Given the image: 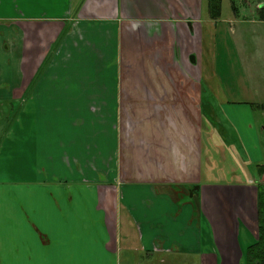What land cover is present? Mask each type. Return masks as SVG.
I'll use <instances>...</instances> for the list:
<instances>
[{"label": "crops", "instance_id": "0c3cea01", "mask_svg": "<svg viewBox=\"0 0 264 264\" xmlns=\"http://www.w3.org/2000/svg\"><path fill=\"white\" fill-rule=\"evenodd\" d=\"M234 1L0 0V151L29 129L36 178L0 182V264H245L264 88L230 99L225 42L244 68L264 0Z\"/></svg>", "mask_w": 264, "mask_h": 264}, {"label": "rangeland", "instance_id": "374dc122", "mask_svg": "<svg viewBox=\"0 0 264 264\" xmlns=\"http://www.w3.org/2000/svg\"><path fill=\"white\" fill-rule=\"evenodd\" d=\"M254 2L256 4L255 0ZM229 8L230 13H232V8L229 6V4H226L225 16L228 15ZM233 28L237 31V33L231 36L232 42L236 45V50L241 53L242 58L244 59V68L241 67V63L236 56L235 48L233 47L230 49L229 44L225 42V48L227 52L225 56V63L228 66L226 70L229 68V76L231 80L230 83H225V87L226 92H229L230 99L233 100L237 97L246 99L247 96H254L252 91L256 92L264 88V43L261 40L264 37V25H255L252 27L250 25H242L237 22ZM218 43L220 44V37L218 38ZM260 54H262V59H260ZM258 62H261V65L258 64L255 71V65ZM225 77H227V75H225ZM235 80H239L241 84L240 87L241 90H243L241 91L242 96H240L238 93H235L237 91L240 92V90L236 89V86L231 83L236 82ZM238 98L237 100H239ZM5 114H7V111H5ZM11 117L13 120L15 119L14 114ZM24 137L25 139H23L21 142L17 141L16 137L13 139L7 138L12 142H8L5 149L0 151V162L2 160H8L5 158L7 153H12L15 156L16 153H18L20 165L26 169V174H24V177L21 178V176L15 172V169L13 166H11V164L3 162L4 164L0 167V182L16 181L18 179L26 178L28 180H33L35 178V175L33 174L28 176L31 173V168L34 163V158L31 155L34 152V135L30 134L29 129H27V131L24 133ZM4 139L5 138L2 140ZM200 228V236L202 240L201 246L202 250L205 251V249H207V245H211L213 243V233L211 228H209V226H207L205 223L201 224ZM238 241L241 245L243 239L238 238ZM125 256L129 257V260L124 261L123 264H144L137 254H126Z\"/></svg>", "mask_w": 264, "mask_h": 264}, {"label": "trees", "instance_id": "16d2710c", "mask_svg": "<svg viewBox=\"0 0 264 264\" xmlns=\"http://www.w3.org/2000/svg\"><path fill=\"white\" fill-rule=\"evenodd\" d=\"M222 1L223 0H207V7L211 19L218 21L221 18ZM259 174L264 175V166L259 167ZM257 214H258V235H257V239H252L253 241L250 243V245L246 248L244 252L245 264H264V183L258 185ZM129 238L131 240L136 239L134 236V231H131V234H129ZM129 253L130 255L137 254L138 256L139 254H144L145 256L148 255V253L145 251H140V252L131 251ZM127 259L128 257L125 256V251H124L123 260H127Z\"/></svg>", "mask_w": 264, "mask_h": 264}, {"label": "flooded vegetation", "instance_id": "af4514ba", "mask_svg": "<svg viewBox=\"0 0 264 264\" xmlns=\"http://www.w3.org/2000/svg\"><path fill=\"white\" fill-rule=\"evenodd\" d=\"M258 188V187H257ZM257 194H258V191H257Z\"/></svg>", "mask_w": 264, "mask_h": 264}, {"label": "built area", "instance_id": "2783aa9c", "mask_svg": "<svg viewBox=\"0 0 264 264\" xmlns=\"http://www.w3.org/2000/svg\"><path fill=\"white\" fill-rule=\"evenodd\" d=\"M263 183H264V180H263Z\"/></svg>", "mask_w": 264, "mask_h": 264}]
</instances>
